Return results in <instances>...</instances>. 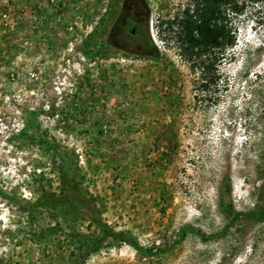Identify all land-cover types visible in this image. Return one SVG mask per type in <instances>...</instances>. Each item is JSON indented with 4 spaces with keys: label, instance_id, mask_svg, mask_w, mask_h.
<instances>
[{
    "label": "rangeland",
    "instance_id": "rangeland-1",
    "mask_svg": "<svg viewBox=\"0 0 264 264\" xmlns=\"http://www.w3.org/2000/svg\"><path fill=\"white\" fill-rule=\"evenodd\" d=\"M193 2L0 0L4 264H74L78 241L63 224L100 237L91 207L158 251L107 239L83 264H264V219L220 206L228 178L234 212L264 207V0L227 11L234 44L219 51L218 78L202 90L176 36ZM128 11L150 49L118 34ZM97 28L93 38L109 43L86 55ZM32 113L73 159L78 193L42 149L15 136ZM11 196L44 199L56 216L24 213Z\"/></svg>",
    "mask_w": 264,
    "mask_h": 264
},
{
    "label": "trees",
    "instance_id": "trees-1",
    "mask_svg": "<svg viewBox=\"0 0 264 264\" xmlns=\"http://www.w3.org/2000/svg\"><path fill=\"white\" fill-rule=\"evenodd\" d=\"M246 1L254 2L258 0H194L191 6L184 8L183 15L177 18L176 24L178 28L176 30V36L180 54L189 62V66L192 70H199L198 89L202 90L215 84L218 78L216 62L220 54L219 51L234 44V31L231 30V27L228 25L229 19L227 18V11H239L241 5ZM131 26L135 27L134 34H131L129 31ZM124 29L130 37H139L144 43V45H142L144 49L147 50L152 47V42L147 32L142 31L139 24H136L131 18H127ZM97 30L98 28L93 30L86 41V55L93 56L98 54L99 52L97 49L105 43H109V40L100 41L99 38H93ZM215 49H218V51ZM15 136L20 139L21 145L29 146L34 144L42 149L50 160L59 165V169L63 175V182L67 188L74 194L78 193V183L73 169L75 166L73 159L58 142L47 138L45 132H43L40 127L35 113L31 114L27 125L15 134ZM229 191L230 182L228 178H225L221 185L220 200V206L225 212L231 213L234 217L241 215L251 217L256 221L264 219V207L247 213L234 212L228 199ZM40 196L47 199L45 190L42 187H40ZM11 199L22 212L29 215L34 212L49 211L44 199L29 201L23 198H14L12 196ZM89 209H91V219L101 228L100 237L92 239L86 234L63 224L66 231L78 241L79 253L74 264H83L86 256L91 252L99 250L107 239L110 240L112 245L121 243L128 244L134 248L135 251L144 256H152L157 253V249L146 248L140 245L137 240L131 236L130 232L111 229L96 215V210L92 209V207ZM49 212L53 216L55 215V213ZM0 264H4L1 259Z\"/></svg>",
    "mask_w": 264,
    "mask_h": 264
},
{
    "label": "flooded vegetation",
    "instance_id": "flooded-vegetation-1",
    "mask_svg": "<svg viewBox=\"0 0 264 264\" xmlns=\"http://www.w3.org/2000/svg\"><path fill=\"white\" fill-rule=\"evenodd\" d=\"M131 12H132V11H128V12H126V13L124 14V16H123V21L120 23V26H119L118 34H119L120 36H123L124 41H126L125 38H126L127 40L130 38V36L126 33V30L124 29V26H125L126 23H127V18H131V17H130ZM131 20L135 21L136 24H138L137 20H135L134 18H131ZM131 25H132V24H131ZM129 31H130L131 34H134V32H135V27H134V26H133V27L131 26V29H129Z\"/></svg>",
    "mask_w": 264,
    "mask_h": 264
}]
</instances>
